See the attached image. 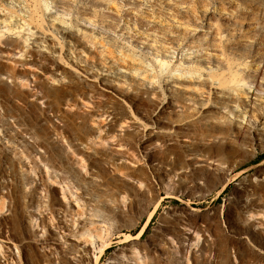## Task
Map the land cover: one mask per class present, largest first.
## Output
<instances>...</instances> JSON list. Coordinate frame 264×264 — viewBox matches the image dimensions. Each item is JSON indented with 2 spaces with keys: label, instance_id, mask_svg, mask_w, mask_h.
I'll return each instance as SVG.
<instances>
[{
  "label": "rangeland",
  "instance_id": "rangeland-1",
  "mask_svg": "<svg viewBox=\"0 0 264 264\" xmlns=\"http://www.w3.org/2000/svg\"><path fill=\"white\" fill-rule=\"evenodd\" d=\"M231 67L244 100L264 101V0H0V235L7 224L14 264H264L263 124L231 115L216 138L199 127L208 109L189 107L197 81L224 90L208 74ZM223 142L214 159L188 154Z\"/></svg>",
  "mask_w": 264,
  "mask_h": 264
},
{
  "label": "bare ground",
  "instance_id": "bare-ground-1",
  "mask_svg": "<svg viewBox=\"0 0 264 264\" xmlns=\"http://www.w3.org/2000/svg\"><path fill=\"white\" fill-rule=\"evenodd\" d=\"M161 63H162V65H164V62L161 61ZM244 65L249 67V68L252 67V65L249 64L248 62L244 63ZM189 72L190 73H199V77L201 76V72L199 70H191L190 69ZM208 80L212 81L211 82L212 85L220 86L221 88H224V90L215 92L213 87H211V86L209 87L208 90H206L207 89V88H205L206 83H204L202 81H197L194 85L195 88H193L194 92L190 93V95H193V96L196 95L197 97L199 95L200 100L194 99V102L192 103L193 105L189 106V107L194 108V109H196V108H198V109H203V108L206 109L207 108L208 109L207 110L208 112L200 119V123H199L200 124L199 127L204 134H205V132L212 130L215 133V135L220 134V135H223V137H227V133H228L230 127L232 126V124H235L233 122L231 115H234L235 118L241 117L242 119H245L246 115H247L248 116L247 120H249V118H250V121L252 120V122L260 121L264 127V101L259 100V99L258 100L255 99L254 101L252 100V101L247 102L243 98V97H245L244 95H248L249 89L251 88V86H249V88L245 87V85H247V83H248L246 76L241 74L237 69H233V67H231L228 73H225L223 71L220 72L218 70L211 71L208 74ZM226 84H231V85L225 86ZM220 87H217L218 90ZM235 93H236V95H235ZM188 100H189V97H186L184 95V96H181V99L175 98L173 102H175L178 107H184L185 104H187ZM161 114H162V112H161ZM160 118H162L161 115H160ZM185 118H186V116L184 118H182L180 121H183ZM239 124L242 125L241 122H239ZM160 127H163V126H160ZM235 134H236V140H235L236 143H240L241 139L243 141H246L247 136L244 135L241 130L236 132ZM220 135H217L216 138H220L219 137ZM4 137H7L8 140L11 139V135H9L8 133ZM207 146L208 147H200L199 145L195 146L194 148L190 149L188 154L190 156H193V159H195L197 157L204 156V155H206L205 153H207V155L209 157L214 159V157L219 156V154L225 153L228 149H230V147H229L230 144L227 142H223V144L220 143L218 145L212 143V144H209ZM22 151H23V149H22ZM150 158H151V156H150ZM189 159H191V158H189ZM178 161L179 160L176 159L174 161V163L176 164ZM220 163H222V162H220ZM190 174H191L192 178L195 177V178L208 179L211 177V173L208 171H205V170L203 171V173L193 172ZM169 175L171 176L170 173H167V176H169ZM127 176L132 178V179H137L138 183L143 184V180H141L140 178H137L134 173H128ZM61 181H65V180L61 178ZM0 186H1V181H0ZM139 188L141 190V187H139ZM150 189H151V184H149V182H145L144 189H142V192L144 194H147L148 190H150ZM1 192H3L2 189H0V212L5 207V199H4L5 196L3 193L1 194ZM74 194H75V192H74ZM80 196L81 195L76 194V200H79ZM95 200H96V205L93 206V208H92V212H93L92 215L96 216V217H101V221L108 224L109 218L107 216H105L102 209L100 208L98 199L96 198ZM110 201L115 202V199L110 198ZM125 201L126 200H124V202ZM97 204H98V206H97ZM34 217L35 216H31L30 220L33 221ZM50 217L53 220L55 218L53 213L50 214ZM36 219H38L37 216H36ZM60 223H61V220H60V218H58V220L55 221V226L61 227ZM91 223L96 224V221L91 220ZM4 226H5L4 234L2 232L3 235H0V261L3 260L2 264H14L15 260L8 253L10 250V246L8 244L4 243L5 241H10L12 239V231H11V228L9 226H7V224ZM7 228H9V229H7ZM99 228L102 231H105L107 229V227L105 225H101ZM96 229H97V227H96ZM143 231H144V229H142L139 232V234H137V235H132L130 233L127 234L126 240L127 241H133V240L141 238ZM88 233H89L90 237H98V236L101 237L100 248H102L104 250L105 246L107 245V243L105 242V238L103 236H101L99 232L93 234L92 232L89 231ZM3 237L7 238V239H3ZM255 238L257 240H261L260 239L261 237H259L258 235H256ZM131 247L133 250H135V246L133 243H131ZM24 251L26 252L27 250L24 249Z\"/></svg>",
  "mask_w": 264,
  "mask_h": 264
},
{
  "label": "trees",
  "instance_id": "trees-1",
  "mask_svg": "<svg viewBox=\"0 0 264 264\" xmlns=\"http://www.w3.org/2000/svg\"><path fill=\"white\" fill-rule=\"evenodd\" d=\"M259 162V161H258Z\"/></svg>",
  "mask_w": 264,
  "mask_h": 264
}]
</instances>
